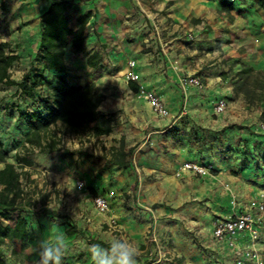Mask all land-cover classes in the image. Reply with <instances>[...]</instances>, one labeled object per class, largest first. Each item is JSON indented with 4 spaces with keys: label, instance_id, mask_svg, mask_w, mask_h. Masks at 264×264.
Returning a JSON list of instances; mask_svg holds the SVG:
<instances>
[{
    "label": "crops",
    "instance_id": "crops-1",
    "mask_svg": "<svg viewBox=\"0 0 264 264\" xmlns=\"http://www.w3.org/2000/svg\"><path fill=\"white\" fill-rule=\"evenodd\" d=\"M5 2L11 7L4 23H0V32H5L0 43L17 46V49H12V54L18 57L13 68L19 65L22 71L42 69L40 58V64L36 61V56H39V16L49 2ZM76 2L80 11L77 8L73 12L72 20L79 12L87 11L91 12L92 18L82 51H65V79L73 86L93 84L97 93L104 97L100 111L113 116L114 126L108 136L97 138L106 141L102 147H117V142L123 138L125 149H133L136 157L128 160V169L122 175L106 159H86L75 155V163L71 166L57 159L71 179L82 180L96 194L109 198L110 213L90 218L80 199L79 208L73 211L69 208L61 212L50 209L47 215H42L40 211L34 213V210H29L24 217L34 239L23 250L18 244L10 246L5 242L1 245L2 264H33L35 257L31 248L34 242L42 236H50L57 228L65 233L69 226H74L77 234L66 235L68 246L62 264H93L88 245L94 241L107 245L106 242L114 237L131 240L139 247L137 264L166 260L158 254L156 261L150 262L148 246L152 248V243L157 245L158 241H172L175 247L170 261L179 259L182 264H235L236 252L245 249L259 252L264 261V218L257 222L260 238L256 243L241 235L230 246L227 241L216 242L211 236L214 220L230 217L231 197L235 198L238 213L249 211L256 214L257 200L254 203V199L260 193L264 196V166L258 172L254 167L242 169V162L237 158L228 155L224 160L204 154V164L211 166L214 173L201 177L181 171L184 163L196 161L195 146L189 141L177 143L169 136L171 129L181 122L193 127L197 135L202 129L205 137H211L213 132L223 130L228 124H241V119L248 124L255 121L252 118L254 108L246 105L240 95L232 93L229 79L220 77L229 68L227 60L222 62L223 56H238L226 44L230 31L237 36L254 34L253 23L237 16L232 25L226 23L217 0ZM253 9L245 8L246 11ZM243 26L248 30H243ZM189 36L194 38L191 40ZM259 36L264 38V34ZM261 51V48H254L252 58L239 55L240 62L264 70V61L258 58ZM93 53L99 58L96 68L86 63ZM253 58L257 60L253 61ZM8 73L10 75V70ZM130 73L138 76L137 82L132 83L160 97L168 110L166 118L155 116L150 105L130 89L126 80ZM187 76H198L203 88L189 87L183 91L178 80ZM10 79L13 80L11 76ZM6 88H12L13 93L17 91L15 87ZM11 100L15 106L19 103L16 96ZM218 100H224L226 109L229 108L221 115H215L213 111ZM235 100L242 106L243 117L236 118L237 115L232 114L235 112L230 111ZM233 135L234 132L230 131L222 133V145H228ZM9 136L8 133L0 134L4 149L10 148ZM93 152L97 156L96 151ZM70 167H73L71 171L68 170ZM106 184H109L107 188ZM122 184L128 187L120 192ZM80 191L75 194L77 198L85 195ZM108 218L116 220L118 229L112 231L109 228ZM243 264L257 263L243 257Z\"/></svg>",
    "mask_w": 264,
    "mask_h": 264
},
{
    "label": "trees",
    "instance_id": "trees-1",
    "mask_svg": "<svg viewBox=\"0 0 264 264\" xmlns=\"http://www.w3.org/2000/svg\"><path fill=\"white\" fill-rule=\"evenodd\" d=\"M47 1V8L39 16L38 53L42 69H30L19 82L11 80L8 70L18 57L9 51V44L0 43V84L16 88L15 96L19 101L17 106L28 101L33 106L32 111L18 112L17 120L23 125L25 136L20 151L13 156V162L8 161L9 151L4 149L0 142V218L15 215L12 224L0 222V246L5 242H13L18 243L22 250L33 241L34 235L28 230L24 217V213L29 212L32 204L24 192L21 178L23 170L34 165L35 155L50 156L58 153L59 158L66 161L68 166L75 163V155L86 159L96 157L106 159L118 169H124L128 166V158L133 152V149H125L123 138L119 139L117 147H102L100 156H94L93 153H87L80 148L76 151L63 148V136L75 138L82 144L85 140L108 136L112 132L114 122L111 114L100 111L104 97L97 93L93 84L73 86L65 79V51H82L85 33L92 18L91 12H79L72 20V12L79 7L76 0ZM234 1L217 0L220 13L225 14L230 22L234 21L235 16L244 18L245 8H257L264 12V0H249L248 4L241 8H235ZM0 11H8L5 0H0ZM98 59V55L93 53L86 63L89 67L96 68ZM236 64L239 65L237 71H231L229 74L222 72L220 77L224 80L231 78L232 93L240 95L246 105L264 106V70H257L244 62ZM128 85L134 93L138 92L137 84L129 81ZM261 119L264 121V114H261ZM227 131L234 132V135L225 147L219 135ZM192 132L188 141L198 147L200 154H210L227 160V155H232V152L251 151L249 161L257 159L258 163L264 166V138L260 140L256 129L251 126L234 124L213 133L212 141H221L222 150L218 148L217 151H214L212 142L205 141V130L200 129V135L194 130ZM170 133L177 135V128H172ZM174 139L180 141L178 137L174 136ZM244 163L243 168L250 167V162ZM47 211L42 209L40 214L47 215ZM65 233L72 236L77 234V230L74 226H69ZM92 243L107 247L101 242ZM165 264H182V261L172 259Z\"/></svg>",
    "mask_w": 264,
    "mask_h": 264
},
{
    "label": "rangeland",
    "instance_id": "rangeland-1",
    "mask_svg": "<svg viewBox=\"0 0 264 264\" xmlns=\"http://www.w3.org/2000/svg\"><path fill=\"white\" fill-rule=\"evenodd\" d=\"M248 2H249V0H235L234 6H235V8H238L239 6H241L243 4H248ZM7 6H8V8H10L11 7L10 3ZM8 14H9V11H7L6 13L0 12V23H4V19L6 18V16ZM72 14H73V12H72ZM72 14H71V16H72ZM246 14L247 15L244 16L245 18H241V19L242 20L249 19L251 21V23H253V25H251V28H254V29H252L254 34L246 33V35L243 34V35L237 36L236 33H232L230 31V36H228V39L226 40V44L232 50L231 52L234 51V53H236L238 56L232 57V58L223 56L222 62H225V60H227V62L229 64V68L226 71L228 74L231 71H232L231 73H233L239 69V65L236 64V62L241 61V59H240L241 57H239V55L244 54V55H248L250 58H252V56L254 54V53H252V50H254V48L258 47V48L262 49L258 58L261 59L262 61H264V38L261 37L262 35L259 36L260 34H264V29H262V26H264V12H262L261 10H258L257 8H254L253 10L246 11ZM224 19L226 20V23L232 25L233 22H230L226 15L224 16ZM256 25H257V27H256ZM243 27H244L243 30H246V28L248 30L247 26H243ZM0 30H1V28H0ZM2 34H5V32H0V37L5 36ZM240 34H242V33H240ZM193 38L194 37L192 36L191 40ZM12 49H17V46L10 44L9 45V51L13 52ZM5 52L7 53L8 51H5ZM39 58L40 57L37 55L36 56L37 63L39 62ZM254 60H257V59L253 58V61ZM39 64H40V62H39ZM14 65H15V63L9 69L10 70V76L13 78V80L15 82H19L21 80L22 76L24 74H26L29 70L27 71L25 69L24 71H22L23 70L22 67L17 65L13 68ZM234 67H235V70H233ZM34 69L39 70L38 67L34 68ZM22 72H24V73H22ZM187 77H189V76H187ZM194 77L199 78L198 76H194ZM180 78H185V77H179V79ZM228 79H229V83L231 84V82H232L231 78H228ZM200 81H201V79H200ZM201 83H202V81H201ZM12 90H13L12 88H6V87H3L2 85H0V134H7L8 133L11 135L7 138V140L10 142L9 143L10 148L8 149V151H9L8 161L9 162H13L14 154L17 151H20L21 145L23 143V136L25 134V130H24L23 125H21L19 120H17L18 112H25V111H32L33 110V106H31L30 101H28L26 103H22L20 106L16 107L13 103V100H11V98L15 96V93H13ZM214 105H213V107H214ZM253 108H254V110L252 113V118L255 121H253L251 124H248V123H246L247 121H245V119H241V121H240L241 124H239V126H251V127L255 128L256 132H257L256 134H258L260 136L259 139L262 140V138H264V128H262V126H264V121H262V119H261V114H264V107L254 106ZM228 109H226V110H228ZM231 110L235 112V113H232L233 115H237L236 118H240V116H242V117L244 116V114L241 113L242 106L237 105L236 100L233 103V108H230V111ZM235 123L236 122L228 124L226 127L234 125ZM174 128H177V131H178L177 135L175 133L174 134L171 133L169 135L171 138H173L174 141H176V139H174V136L180 138V141H178L179 143H183L184 141L187 142L188 139L191 138L192 133H193L192 132L193 127H191L187 123L181 122L178 126H175ZM212 137H213V135H211V137H205V141L207 143L212 142V147L214 148V151H217L218 148L222 147L220 145L221 139L218 140L217 142H214V141H212ZM104 142H106L104 139H90L88 141L87 140L83 141L82 144H79L75 138H73V140H72L69 138V136H66V135L62 137V146L64 149H68L70 151H76L80 148L85 152L89 151L92 153H94L93 152V150H94V151H96L95 154L97 156L101 155L100 148L102 147V144ZM194 146H195L196 154H197L196 161H189V162H186L184 164H189V163L198 164V165L202 166L205 169V171L202 174H196V173H193L192 171H189V172H192L194 175L201 176V177L214 173V171H212V169H211V166L204 164V161H205V158H203L204 154H200L198 152V147L195 144H194ZM224 146L226 147L227 145H224ZM221 150H222V148H221ZM133 154L134 153L132 152V155L130 158H128V160L134 159V157H136V154L135 155H133ZM250 155H252L251 151H249L247 153L232 152V155L229 154L230 157L237 158V160L242 162L241 168H243V166L245 164L244 162H246V163L250 162L249 166L254 167V171H257V172L260 171L262 169V165H260L258 163L257 159L249 161ZM57 159H59L58 153L52 154L50 156L35 155L33 158L34 165L32 167L25 168L23 170V175L21 178V184H22V187L24 189V192L27 193L28 199L31 200L32 206L30 207V210H34L33 211L34 213L39 212L42 209H46V210L52 209L54 212H61V210H66V208H69V210L73 211V210L78 209L80 204H81L82 207L84 206V208H85V213L90 218H93V217L98 216V215L99 216L102 215V214L98 213V211L95 208V204H94V199L96 197L102 196V195L99 193L96 194L93 188L89 187L87 183H85L81 180V182H83V184H84V187L81 189L80 192H81V194L83 193L85 195L84 196L81 195L80 197L77 198V196L75 194H77V191L79 189L76 186L74 187V184L77 182V180L75 178L71 179L69 176L70 174H68V173L66 174V172L61 167V165H59V160H57ZM75 167L78 168V166H76V165H75ZM250 167H246L243 169H250ZM72 169H73V167H70L68 170L71 171ZM127 169H128V166L124 169L116 168V171H121L118 174L122 175L124 172H126ZM180 170H181V168H180ZM127 176H130V174L128 173ZM108 185L109 184H106L105 187L107 188ZM110 186H112V184H110ZM127 187H128L127 184H124V185L122 184L119 187L120 192H123L125 190V188H127ZM102 192L105 193L104 191H102ZM262 197H264V196H262L260 193L258 195L257 199H254V203L258 202V200H260ZM75 199H77V200H75ZM79 199L81 200L80 201L81 203L79 202ZM58 215H60V213ZM14 217H15V215L13 214V215H9L7 218H0V222L2 224H5V223H3V221H8L7 224H12L14 221ZM225 219L226 218H219L218 220H214L213 228L218 221H223ZM109 228L112 231H115L114 228H112V227H109ZM213 228H212V230H213ZM106 229H108V228H106ZM115 229H118V228L116 227ZM211 233H212V231H211ZM188 235H190V234H188ZM7 243H9L10 246L18 244V243H13V242H7ZM152 244H153L152 248H151V246H148L150 248V250L147 251V253L149 254V257L151 258L150 262L157 259L158 254H159V256L162 255V257L166 260H161L155 264H165L166 262L170 261V258L172 257V253L174 252L172 250V248L175 247L173 245L172 241H167V242L158 241L157 245L155 244V242H153ZM156 246H158V249H156ZM3 247H5V245ZM244 251L252 252L251 249L250 250L245 249ZM257 253L260 256V253L259 252H257ZM262 262H264V261H262ZM213 263H216L215 260L213 261Z\"/></svg>",
    "mask_w": 264,
    "mask_h": 264
},
{
    "label": "built area",
    "instance_id": "built-area-1",
    "mask_svg": "<svg viewBox=\"0 0 264 264\" xmlns=\"http://www.w3.org/2000/svg\"><path fill=\"white\" fill-rule=\"evenodd\" d=\"M189 38L191 39L192 36H189ZM126 80L130 82H137L138 76L135 73H130L126 76ZM178 85L183 91L189 87L199 90L203 88V84L201 83L200 79L194 76L180 78L178 80ZM137 93L150 105L155 116L159 118H166L168 116L167 108L160 97L155 93L144 90L143 88H139ZM225 109L226 102L224 100H218L213 107L215 115L223 114ZM262 128H264V126H262ZM181 171H192L196 174H202L204 173L205 169L198 164L189 163L184 164L181 167ZM75 185L79 190L84 187V184L81 181H77ZM94 204L99 214L107 216L110 213V203L108 197L98 196L94 199ZM230 207V217L216 223L211 233L212 239L216 242L227 241L228 244L232 246V241L238 236L243 235L246 236L251 243L258 242L260 238V232L257 227V222L260 218H264V197H262L255 205L256 214H253L249 211L238 213L236 211L237 205L234 197H231ZM108 225L115 229L117 227L116 220L113 218H108ZM251 251L252 252L243 250L236 252L237 258L235 264H243V257L254 260V262L257 264H264L257 251Z\"/></svg>",
    "mask_w": 264,
    "mask_h": 264
},
{
    "label": "clouds",
    "instance_id": "clouds-1",
    "mask_svg": "<svg viewBox=\"0 0 264 264\" xmlns=\"http://www.w3.org/2000/svg\"><path fill=\"white\" fill-rule=\"evenodd\" d=\"M106 243L107 247L99 243L88 245L87 251L93 264H137L140 249L133 241L114 237ZM67 246L66 234L57 228L50 236H42L34 242L31 248L35 257L33 264H62Z\"/></svg>",
    "mask_w": 264,
    "mask_h": 264
}]
</instances>
